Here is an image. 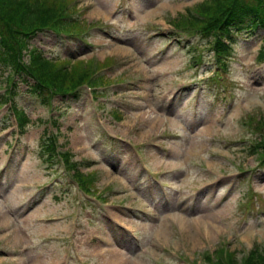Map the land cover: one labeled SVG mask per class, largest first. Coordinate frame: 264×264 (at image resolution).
I'll use <instances>...</instances> for the list:
<instances>
[{
    "label": "rangeland",
    "instance_id": "obj_1",
    "mask_svg": "<svg viewBox=\"0 0 264 264\" xmlns=\"http://www.w3.org/2000/svg\"><path fill=\"white\" fill-rule=\"evenodd\" d=\"M200 1L79 0L82 38L32 39L48 58L83 60L74 68L106 59L87 82H110L64 97L61 116L60 96L45 105L14 74L27 128L17 138L0 107V264H204L221 244L240 257L264 243V170L244 122L264 117V28L239 34L224 78L212 75L206 43L169 22ZM10 80L0 66V95ZM44 133L96 171L101 201L80 194L56 151L40 155Z\"/></svg>",
    "mask_w": 264,
    "mask_h": 264
},
{
    "label": "trees",
    "instance_id": "obj_2",
    "mask_svg": "<svg viewBox=\"0 0 264 264\" xmlns=\"http://www.w3.org/2000/svg\"><path fill=\"white\" fill-rule=\"evenodd\" d=\"M78 1L0 0V66L9 69V77L12 79L9 94L0 95V107L4 103L10 104V110L18 120L20 128L26 127L27 117L24 108L14 101V74H17L21 81L27 82L29 92L40 96V101L45 105L50 104L53 96H60L61 102L56 107L59 109L58 114L64 116V97L78 98L80 87L91 80V75L98 68L108 64V61L105 63L106 59L94 65L90 64L89 60L88 64L81 68H74L76 62L81 64L83 60H73L71 63L70 59L48 58L31 44L38 33L45 31L64 38L81 35L86 25ZM169 22L175 29L205 39L212 52V61L214 59L217 69L223 71L232 58L238 35L264 28V0H201L169 19ZM259 57L264 58V47L260 50ZM92 80L96 86L110 82V79L102 74ZM51 118V124L58 128V118ZM247 124L256 135L251 150L257 155L260 168L264 169V117L261 114L249 115ZM21 132L24 130L21 129ZM43 136L38 143L40 155L43 156V153L49 159L56 151L63 172L83 192L90 195L97 193L98 189L94 185L97 180L94 175L96 171H82L79 167L85 162H76L67 150H57L56 135L44 133ZM200 258L204 264H264V243H254L252 248L240 257L236 251L221 244L212 252L206 250L200 253Z\"/></svg>",
    "mask_w": 264,
    "mask_h": 264
},
{
    "label": "bare ground",
    "instance_id": "obj_3",
    "mask_svg": "<svg viewBox=\"0 0 264 264\" xmlns=\"http://www.w3.org/2000/svg\"><path fill=\"white\" fill-rule=\"evenodd\" d=\"M119 255H121V254H116V256H117V260H118V261H122V260H124V258H123L122 256H119Z\"/></svg>",
    "mask_w": 264,
    "mask_h": 264
}]
</instances>
